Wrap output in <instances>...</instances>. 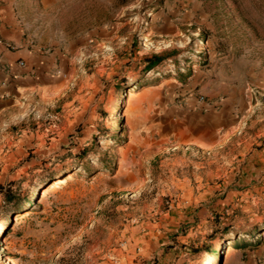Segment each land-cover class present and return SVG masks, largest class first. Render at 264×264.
<instances>
[{
    "label": "rangeland",
    "instance_id": "obj_1",
    "mask_svg": "<svg viewBox=\"0 0 264 264\" xmlns=\"http://www.w3.org/2000/svg\"><path fill=\"white\" fill-rule=\"evenodd\" d=\"M1 36L64 92L3 118L0 264H123L141 237L158 248L140 264H264V0H0ZM158 98L151 115L233 126L214 149L159 153L135 128Z\"/></svg>",
    "mask_w": 264,
    "mask_h": 264
},
{
    "label": "crops",
    "instance_id": "obj_2",
    "mask_svg": "<svg viewBox=\"0 0 264 264\" xmlns=\"http://www.w3.org/2000/svg\"><path fill=\"white\" fill-rule=\"evenodd\" d=\"M1 37L0 40L9 39L8 36ZM19 59L27 62V69L17 67L16 62ZM38 64V58L27 48L11 52L0 43V128L4 124L3 118L9 112L18 111L17 106L23 107L25 99L28 102L41 103L64 92L61 79L51 75L53 66L47 65L51 73L47 74ZM29 70L31 74L28 73ZM157 102H161L159 98L155 102L142 100L135 128L142 130L149 125L153 126L157 134L154 143L159 153L190 147L198 150L214 149L225 141L221 128L223 126L228 128L234 123L226 112L220 115L218 113L198 115L191 113L187 108H180L178 111L159 108L151 115L152 106L155 107ZM122 163L124 164L125 160H122ZM132 240L133 243H127L125 255H122L123 264H132L137 248L140 258L135 260L134 264L147 262L158 248L152 237Z\"/></svg>",
    "mask_w": 264,
    "mask_h": 264
},
{
    "label": "trees",
    "instance_id": "obj_3",
    "mask_svg": "<svg viewBox=\"0 0 264 264\" xmlns=\"http://www.w3.org/2000/svg\"><path fill=\"white\" fill-rule=\"evenodd\" d=\"M165 59V56L164 55H152V56H149V57H145L143 60H144V70L145 71H150L152 70L154 67H156L160 62H162L163 60ZM0 193H3L4 195V199L7 203H11L12 202V196L10 195L9 192L7 191H2L0 190ZM257 231V227H254L252 230L248 231L245 233V236L246 237H251L255 232ZM258 244V241L255 242V244ZM194 248L191 247V246H188L186 248V251H193ZM212 252V248H209L207 250V254L211 253Z\"/></svg>",
    "mask_w": 264,
    "mask_h": 264
},
{
    "label": "built area",
    "instance_id": "obj_4",
    "mask_svg": "<svg viewBox=\"0 0 264 264\" xmlns=\"http://www.w3.org/2000/svg\"><path fill=\"white\" fill-rule=\"evenodd\" d=\"M2 45H3V47H4L6 50H8V51L13 52V51L15 50L14 46H13L12 44H10V43H4V44H2ZM16 65H17V67L20 68V69H25L26 66H27L26 62H25L24 60H22V59L17 60ZM198 102H199L200 104H205V107H207L208 109H209V108H216V107H218V104H217V103H211V102H209V101H208L204 96H202V95L199 96V98H198Z\"/></svg>",
    "mask_w": 264,
    "mask_h": 264
},
{
    "label": "bare ground",
    "instance_id": "obj_5",
    "mask_svg": "<svg viewBox=\"0 0 264 264\" xmlns=\"http://www.w3.org/2000/svg\"><path fill=\"white\" fill-rule=\"evenodd\" d=\"M131 96H132V94L130 93V97ZM58 182H59V184H62V183H60L61 182L60 180H57V181L54 182V184L52 186H56V184H58ZM55 188H58V186L52 187L51 188V191L55 190ZM6 260H8V259H6ZM8 264H10V262H8Z\"/></svg>",
    "mask_w": 264,
    "mask_h": 264
}]
</instances>
